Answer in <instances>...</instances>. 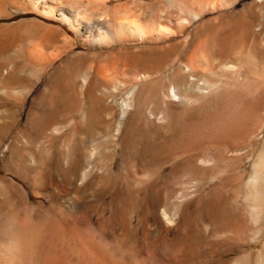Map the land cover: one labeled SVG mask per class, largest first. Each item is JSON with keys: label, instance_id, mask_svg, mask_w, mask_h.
Segmentation results:
<instances>
[{"label": "rangeland", "instance_id": "obj_1", "mask_svg": "<svg viewBox=\"0 0 264 264\" xmlns=\"http://www.w3.org/2000/svg\"><path fill=\"white\" fill-rule=\"evenodd\" d=\"M121 21L151 38L114 35ZM263 147L264 0H0V229L32 228L40 264H264V203L245 197L257 164L263 196Z\"/></svg>", "mask_w": 264, "mask_h": 264}, {"label": "bare ground", "instance_id": "obj_2", "mask_svg": "<svg viewBox=\"0 0 264 264\" xmlns=\"http://www.w3.org/2000/svg\"><path fill=\"white\" fill-rule=\"evenodd\" d=\"M113 25H114V35H116L118 37H122L123 38L126 35H132V37L133 36H137V37H140L141 39H144V38L145 39H149V38H151V34H150L149 31H147V30H145V29H143L141 27H138L137 25L130 24L127 21L114 22ZM89 27L90 26H86L85 27V28L88 29V36H86L87 41H91L92 42L94 40V41H97L99 44H107L108 43V40L110 39V37L111 36L113 37V35H111V33L104 32V31H101V30L97 31V33H95L94 35H92L90 33ZM20 74H21V71H17L16 73H14L11 76L12 77L11 78V80H12V87L10 86L9 88H10V90H11L12 93L13 92L16 93V91L19 92L20 84H22V83L28 84L29 83L28 77L23 76V75H20ZM174 77H175L174 78L175 80H178L182 84H186V79H185V77L181 73V68H177L176 69V76H174ZM82 83L84 84V82H82ZM30 85H31V83H30ZM81 86H82V84H81ZM95 86L96 85L93 82H91L90 85L87 87V93H88L89 96L92 95L93 90L96 88ZM27 91H29L28 86H27L26 92ZM26 92L24 91V93H26ZM22 93H20L21 96H22ZM172 93H174V92H172ZM222 95L223 96H221V97L222 98H225L227 96V93L224 92ZM10 96H12V94ZM172 100H174L176 103H178V106H181V108L183 110L185 109L183 105H185V103H188L187 97H185L181 93L180 94H178V93L177 94L176 93L173 94L172 95ZM22 103H23V101H22ZM13 105H14V107L18 111L19 110V106H20V101L16 100L15 101V104H13ZM82 109H83V106H82ZM151 113H153L152 115H154L155 112H152L151 111ZM88 121H90V119ZM88 121L85 118V114L82 113V116H81L80 120L77 121V123L75 124V126L79 130V132H78V138L76 139V146L79 147V151H78V153H75L74 154V162L72 163L73 166L70 169V176L71 177H70V180L68 181L69 184L73 188H75V189H77L75 187V185H76L75 182L77 180L83 181V179L86 176L85 175V171H84V163H85L84 156H85V153H86L85 152L86 148L88 146H89L88 148H90L92 146L89 139L95 140V138H94V136L92 134L86 135ZM67 122L68 121L65 118H63L61 120V122H59L57 125L54 126V130L57 131L60 126H65L67 124ZM46 126H49V124L46 125ZM97 144L101 145L102 142L101 141H97ZM189 150H190L189 153L187 152L188 155L181 161V164L179 163V165L185 167L187 165H191V164H194L196 162L197 157H198L197 156V147H196V145L193 144L189 148ZM261 155L263 156V159H264V147L262 148ZM180 156H182V155H180ZM258 159H261V158H258ZM256 166L258 168V164ZM263 166H264V162H263ZM257 168H254L253 174L249 178V180L246 182V187H245V189H246V191H245V194H246L245 197L247 199H252L253 205L255 207H259L260 205L263 206V203H264V192L262 193L263 196L262 197L260 196L262 199H259L260 197H257L256 196V192L257 191L255 189H258V191L260 190V187L259 188H256L257 177L259 175V172H258V169ZM106 180H107V182H110V183H113L114 184V182L116 180V177H115V175L112 172H109L108 175H107ZM261 185H259V183H258V186H261ZM101 195H102V192L99 191L98 194H97V199L95 200L96 204H100L99 203L100 202V199H102L101 198ZM95 197H96V195H95ZM260 212H261V210H260ZM262 212L264 213V210ZM163 214H164V212H163ZM255 216H257V215L255 214ZM241 217H243V216H241ZM239 218H238V220L236 222H233L230 226H228L226 228H228L227 230H229L231 232H234L236 234V236L238 237V241H242V239L244 237H246L244 235L247 234L246 233L247 232L246 231L247 230V225H246L247 222H245V220L243 219L244 217L243 218H240V219ZM98 221L102 223V220L101 219L98 220ZM99 222H98V224H99ZM258 222H259V220H258ZM31 229L32 228H30V227H29V229H27V234H26V237L24 238V236L23 237L21 236L22 234L20 235L18 233L19 230L17 231V229L15 228V226H12L10 224H2V229H0V264H40V261L42 262V259L40 260V256H38V253L36 251L38 249V246L36 245L37 243L35 241L36 240V237H35V234H33V232L31 231ZM23 232H26V231H23ZM20 233H21V231H20ZM51 242L49 240V243L50 244H51ZM49 243H47V244H49ZM36 247H37V249H36ZM49 250H51V249H49ZM228 255H229V252L222 253L221 254L222 260L220 262H218L217 264H232L230 261H228L227 259L224 258L225 256H228ZM56 259L54 258V260H56ZM51 260H49L50 261L49 262L50 264H55L56 263V262L54 263ZM184 260H182V261H184ZM215 261H217V260H215ZM246 261H248V260H246ZM248 264H250V263H248Z\"/></svg>", "mask_w": 264, "mask_h": 264}]
</instances>
